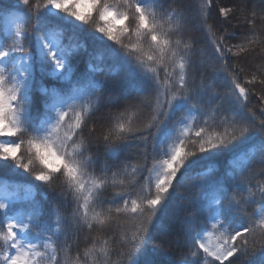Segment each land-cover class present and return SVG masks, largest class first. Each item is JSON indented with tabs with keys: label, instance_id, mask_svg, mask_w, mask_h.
Listing matches in <instances>:
<instances>
[{
	"label": "snow or ice",
	"instance_id": "1",
	"mask_svg": "<svg viewBox=\"0 0 264 264\" xmlns=\"http://www.w3.org/2000/svg\"><path fill=\"white\" fill-rule=\"evenodd\" d=\"M215 2L0 0V264H264V0Z\"/></svg>",
	"mask_w": 264,
	"mask_h": 264
},
{
	"label": "trees",
	"instance_id": "2",
	"mask_svg": "<svg viewBox=\"0 0 264 264\" xmlns=\"http://www.w3.org/2000/svg\"><path fill=\"white\" fill-rule=\"evenodd\" d=\"M7 2V0H6ZM231 0H216V2L213 5V8L211 10L209 19H208V24L209 25H213L216 24V7L217 5H221V6H226L228 3H230ZM193 3V7L195 8L197 0H192ZM87 10V9H86ZM196 13H193V16L195 17ZM120 23H124L123 21H121ZM218 26V25H217ZM215 30V28L213 29ZM194 35L200 37L203 36V30L199 31V32H195L193 33ZM236 41H231V43H235ZM243 66V65H242ZM133 163H136L137 161L133 160ZM151 163V161H149V164ZM26 177L23 174H13L8 172V170L5 169H0V181L4 180L5 182H9V183H24L26 181ZM159 236H157L156 238H154V243H159ZM83 237L81 236V247H83ZM161 252H163V249L160 250ZM178 255H180L181 253L178 252ZM234 264H239L238 261H234Z\"/></svg>",
	"mask_w": 264,
	"mask_h": 264
}]
</instances>
